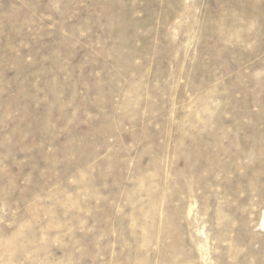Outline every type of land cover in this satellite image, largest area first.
Returning a JSON list of instances; mask_svg holds the SVG:
<instances>
[{"label": "rangeland", "instance_id": "rangeland-1", "mask_svg": "<svg viewBox=\"0 0 264 264\" xmlns=\"http://www.w3.org/2000/svg\"><path fill=\"white\" fill-rule=\"evenodd\" d=\"M0 264H264V0H0Z\"/></svg>", "mask_w": 264, "mask_h": 264}]
</instances>
